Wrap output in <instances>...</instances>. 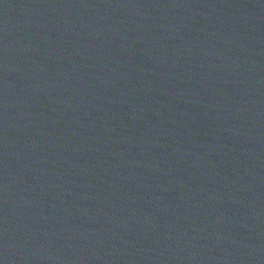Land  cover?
I'll list each match as a JSON object with an SVG mask.
<instances>
[{"label":"water","instance_id":"water-1","mask_svg":"<svg viewBox=\"0 0 264 264\" xmlns=\"http://www.w3.org/2000/svg\"><path fill=\"white\" fill-rule=\"evenodd\" d=\"M0 264H264V0H0Z\"/></svg>","mask_w":264,"mask_h":264}]
</instances>
